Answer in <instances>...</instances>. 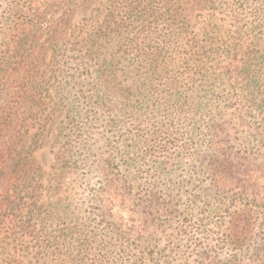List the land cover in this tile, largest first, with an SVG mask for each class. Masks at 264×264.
<instances>
[{"label":"rangeland","instance_id":"1","mask_svg":"<svg viewBox=\"0 0 264 264\" xmlns=\"http://www.w3.org/2000/svg\"><path fill=\"white\" fill-rule=\"evenodd\" d=\"M58 3L59 0H52L45 15L49 13L59 18L65 6ZM216 4L215 9L196 7L182 10L170 27L166 22L158 28L153 23L145 27L133 24L124 25L116 31L103 28L104 33L87 28L92 38L98 40L95 43L100 52L97 58H115L114 62L118 61L117 74L121 75L119 79L123 85L131 86V90L125 91V97L120 93H101L105 95V105L97 108L95 113L83 99L82 92L91 80L83 69L67 65L62 75L54 72V68L48 65L49 59L55 58L51 50L47 49L43 54L47 36L44 25L14 28L5 20V6L0 4V58H7L0 64V89L29 91V88L37 87L32 112L35 117L31 120L36 125L24 134L14 156L7 158L3 164L6 179L0 182V195H4L8 187L11 188L8 172L13 162L28 150L32 154V165L28 172L21 173V179L16 182L24 189L28 184V189L39 196L42 193L43 202L42 206L37 205L38 209L31 211L28 206L17 213H1L0 210V264H26L25 251L13 245L23 249L28 240H32L30 244L42 242L44 231L52 233L51 237L62 235L57 264H78L77 259L84 256L86 262L93 253H100V250H94L96 246L89 249V235L94 233L101 238L111 218L122 228V233L152 234L151 246L147 248L153 250L166 245L164 239L168 236H171L174 245L178 238L186 244L185 226L189 222L192 226L188 225V234L191 237L200 235L198 223L203 215H209L204 210L215 202L207 195L212 185L207 166L218 159L211 149L213 126L226 118L209 115L208 112L213 113L209 106L201 104L197 98L188 101L180 92L183 89L169 88L168 81L158 83L149 78L148 66L137 63L136 58H181L189 35L202 37L203 29L213 31L220 53L231 43V48L235 47L237 51L250 49L254 58H263L264 0H233L232 6H229L232 7L231 13L227 12L226 0H218ZM97 7L93 4L78 8L71 16V22H79L91 14L101 17L97 15ZM15 33L18 35L15 41L21 39V42L19 49L12 52L14 41L10 39ZM76 33L84 35L80 27ZM67 34L72 36L69 30ZM178 43L180 47L176 48ZM73 48L69 44L62 58H83L73 53ZM178 72L168 68L165 76L167 73L178 76ZM73 78H83V81L76 84ZM25 98L31 100L27 95ZM258 120L255 118L248 126L240 127L242 135L233 121L226 120L225 129L218 136L235 152L241 150L239 153L243 154L246 149L254 153L260 136H251L254 132H249L251 128L260 126ZM58 152L73 156L71 161L78 166V179L67 182L69 195L55 204L54 200L49 202L47 192L55 191L52 187L55 184V154ZM250 155L256 157L255 153ZM108 162L133 186L131 193L135 198L144 197L151 190L163 210L172 205L175 211L113 214L111 218H108L110 214H102L97 210V202L93 201L91 193L102 186L103 170ZM28 177L33 178L30 183L26 180ZM258 182L259 186L264 185V180ZM147 215L149 220L145 223L142 217ZM227 227L228 224H225V232H229ZM13 235L16 238L11 241ZM214 242L209 244L212 246ZM130 243L131 248L140 250L138 242ZM248 244L252 243L247 241L242 246L245 255L251 248ZM222 245L224 248L236 247L233 242L220 241L219 246ZM137 250H132L131 254L134 255ZM225 256L222 253L219 257ZM190 260L193 264L199 261L197 256L190 257ZM176 261L181 262L179 259ZM160 263L156 261L155 264ZM112 264L134 263L115 258ZM145 264L150 263L146 261Z\"/></svg>","mask_w":264,"mask_h":264},{"label":"trees","instance_id":"2","mask_svg":"<svg viewBox=\"0 0 264 264\" xmlns=\"http://www.w3.org/2000/svg\"><path fill=\"white\" fill-rule=\"evenodd\" d=\"M0 1V4L5 6V20L12 27L24 29L33 28L37 24L44 25L47 36L43 54H46L47 49L51 50L55 58H50L48 65L54 68V72L62 75L67 65L83 69L84 74L91 79L82 92L83 99L94 113L97 108L105 105V95L101 93H120L125 97V91L131 90V86L123 85L122 80L119 79L121 75L117 74L118 61L114 62L115 58H97L100 52L95 43L98 40L92 38L87 28H94L97 32L104 33L103 28L116 31L124 25L133 24L145 27L153 23L158 28L162 22H166L170 27L182 10L196 7L215 9L218 2V0H59L58 4L65 6L64 13L59 18H54L49 13L45 15L52 0ZM93 4L98 6L97 15L101 17L91 14L79 22H71L75 10ZM226 4L229 9L227 12L231 13L232 7L229 6H232L233 0H226ZM48 14L49 16L46 17ZM208 25L212 27L210 22ZM78 27L84 31V35L76 33ZM67 30L72 36H68ZM17 36L16 33L12 34L10 39L14 41L12 52L19 49L21 39L15 41ZM169 38L172 39L173 36ZM217 40L212 30L203 29L202 37L189 35L185 45L186 51L181 58H136L137 63L148 66L149 78H153L158 83L168 81L169 88L183 89L180 92L188 101L197 98L201 104L209 106L213 112L212 114L208 112L209 115H216L219 119L226 118L217 124L222 127L213 126L211 149L217 154L218 159L207 166L212 180L211 192L207 195L215 202L204 210L205 214L209 215H203L198 223L197 230L200 235L191 237L188 234L187 227L192 226L189 222L187 227L185 226L186 244H182L181 239L178 238L174 245L171 236H168L164 239L166 245L161 249L153 250L147 248L151 246L152 234L120 232L122 228L111 218L113 214H153L154 212L161 214L175 210L172 205H168L163 210L156 194L151 190H148L144 197L135 198L131 193L133 186L122 177L121 172L114 171L111 163L108 162L103 170L104 182L98 190L91 193V198L97 202V210L102 214H110L108 218L111 220L101 238L92 232L93 235H89V249L96 246L94 250H100V253H93L86 262L84 261L86 256L78 258V264L83 262V264H112L115 258L134 264H145L146 261L150 264H155L156 261H161L160 264H193L194 262L190 260L192 256H197L199 259L195 264H264V215H261L264 214V185L259 186L260 182H258L260 179L264 180V57L254 58L250 49L237 51L235 47L231 48V43L220 53L215 45ZM69 44L74 47L73 53L83 58H62L66 55L65 48ZM179 47L180 44H176V48ZM255 51L258 53L257 50ZM6 59L0 58V64ZM168 68L179 70L178 76L169 73L165 76ZM73 81L80 84L83 78H73ZM35 88L37 87L29 88V91L0 89V182L2 183L6 179V173L2 171L3 164L7 158L14 156L24 134L36 125L31 121L35 117V113H32L37 95ZM25 95L31 100H27ZM5 97L9 99L5 100ZM255 118L259 119L260 126L257 129L251 128L249 133L253 131L251 136H260L254 146L256 157H252L250 154L254 155V153L246 149L243 154L239 153L241 150L233 151L218 136L219 132L224 131L226 120L233 121L236 130L242 135L240 127L248 126ZM72 158L73 156L69 157L61 152L55 154L53 178L55 184L52 187L55 191L47 192L49 202L54 200L55 204H58L63 201L62 198L69 195L67 182L78 179V166L71 161ZM32 162V154L28 150L13 162L8 172L11 188L4 190L5 196L0 195L1 213H17L26 206L31 211L38 209L37 205H43L42 193L39 196L37 192L33 193L28 189V184L24 189L16 182L21 179V173L25 174L29 171ZM32 179L26 178L28 183ZM3 204L6 205L3 207ZM142 218L145 223L149 220L148 215ZM225 224H228L226 229L229 232L223 230ZM43 233L42 242L36 241L30 244L32 240H28V245L23 249L13 245L14 248L25 251L26 264H57L62 235L55 234L51 237L52 233L49 231ZM15 238L16 236L13 235L11 241ZM130 241L138 242L140 250L131 248ZM220 241L233 242L236 247L224 248V245L219 246ZM247 241L252 244H248L251 248L246 251L249 254L245 255L243 254L245 248L243 249L242 246ZM211 242H214L212 246L209 244ZM132 250H137L134 255L131 254ZM222 253L226 255L224 258L219 257Z\"/></svg>","mask_w":264,"mask_h":264}]
</instances>
